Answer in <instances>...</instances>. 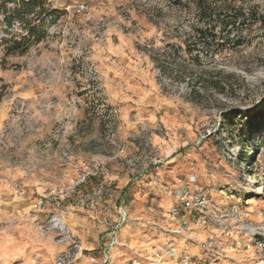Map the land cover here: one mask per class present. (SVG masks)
<instances>
[{
	"label": "rangeland",
	"instance_id": "1",
	"mask_svg": "<svg viewBox=\"0 0 264 264\" xmlns=\"http://www.w3.org/2000/svg\"><path fill=\"white\" fill-rule=\"evenodd\" d=\"M91 1H83L85 12L46 29L40 43H29L33 53L22 61L4 59L1 33H8L0 13V69L33 68L94 121L66 129L67 119H55L59 108L49 107L51 132L29 136L27 101L0 80V264H56L70 242L44 229L50 215L32 202L74 177L69 163L98 156L110 157L111 192L91 210L74 198L63 203L82 248L69 264H102L110 241L113 264H181L184 253L198 264H264V0H208L215 14L204 17L190 0ZM226 3L234 7L224 13ZM240 8L245 19L223 27ZM97 50L104 58L94 57ZM106 104L117 113L107 117ZM129 117L139 120L131 125ZM109 129L125 146L124 157L115 158ZM191 175L211 207L202 225L185 212L186 241L170 233L176 223L169 214H184L177 194L191 187ZM122 206L127 220L107 232L121 221ZM209 239L215 244L205 251ZM168 247L175 256L153 262Z\"/></svg>",
	"mask_w": 264,
	"mask_h": 264
},
{
	"label": "built area",
	"instance_id": "2",
	"mask_svg": "<svg viewBox=\"0 0 264 264\" xmlns=\"http://www.w3.org/2000/svg\"><path fill=\"white\" fill-rule=\"evenodd\" d=\"M48 3L47 6H50L51 9L58 11L57 14H49L45 17L46 29L50 32L53 31L55 26H57L61 21L71 18L72 13H83L87 10V3L81 0H75L72 3L64 4L61 0H46ZM3 18V16H2ZM8 34L4 32L1 33V36L6 39V37H14L16 39L26 36L27 30L25 24L18 20L11 22L9 27H5ZM94 85V82H93ZM101 99V98H100ZM102 100V99H101ZM103 101V100H102ZM104 103V101H103ZM107 117L110 115H115L117 113L116 108L108 106L106 104ZM109 142L113 149L115 150V158H121L126 155L125 146L117 139L116 134L112 129L108 130ZM63 155L67 156L66 153ZM108 161L110 157L108 156H98L85 164H76L74 166L75 175L68 182L62 185L60 188L40 194L36 196L32 202V208L37 212L46 211L50 216L45 221L43 225L45 230H57L61 233L62 238L70 242L68 249L61 253L57 257L56 264H69L72 260L78 257V254L82 253V248L80 245V240L77 236L71 233L69 227L65 223V215L67 214V206H64L63 203L66 200L75 199V205L82 209L91 210L96 207L103 199L111 192L109 177L110 172L108 168ZM160 160L154 161L152 165H157ZM150 166V167H151ZM149 167V168H150ZM148 170L136 171L135 176L131 181L138 180ZM188 184L191 187L187 186L180 190L177 194L178 206L184 212L181 217L176 216L177 212L172 211L169 216L176 223L175 227L171 228L170 233L172 235H183L186 241L189 240L188 231L190 229L191 222L189 219L184 218L185 212L195 213L198 215L197 220H193L197 224H204L205 219L210 211V200L207 198L204 191L199 188L195 183V177L190 176L188 179ZM121 212V221L108 230L107 232L114 233L121 225L127 220V210L124 206L120 208ZM109 234V233H106ZM114 241H110L109 249L107 245L103 247L105 252V259L102 264H113L110 260V247L114 244ZM215 244V240L209 239L203 247L205 251H208ZM164 254L174 255L175 250L170 247L166 248L164 252H156L153 262L161 261ZM181 264H198L196 260L192 258L188 253H184L180 256ZM136 263V262H134ZM133 263V264H134ZM138 264V263H136ZM152 264V263H148ZM155 264V263H154Z\"/></svg>",
	"mask_w": 264,
	"mask_h": 264
},
{
	"label": "crops",
	"instance_id": "3",
	"mask_svg": "<svg viewBox=\"0 0 264 264\" xmlns=\"http://www.w3.org/2000/svg\"><path fill=\"white\" fill-rule=\"evenodd\" d=\"M61 1L64 4H69V3L74 2L75 0H61ZM82 1H86L92 4L91 0H82ZM47 5L48 3L45 2L46 8H47ZM34 10L35 11L30 13L29 15L38 16L37 14L38 8H35ZM32 25L38 28L39 21L33 23ZM43 39L44 38H41L38 40L33 35L30 39V43H37V42L40 43ZM97 51L98 52L94 54V57H97L96 55H98L99 59H102V57L104 58V55L106 53L102 52L101 50L100 51L97 50ZM32 53H33L32 50H27L23 53H14V54L5 55L4 59L9 58V59H15V60L22 61L26 59L27 57L31 56ZM60 53H61V58H65L67 55L64 51H61ZM108 67L110 66L106 65L104 68L108 69ZM104 68L102 67L101 69V71L104 73L103 76H105ZM0 80L4 83L10 84L12 90L14 91V95L20 98H23L22 100L27 101L29 110L32 115V120H33V122L31 123L29 127V134H30L29 136H32L33 134V137L37 136V137L42 138L51 132L52 130V120L51 119L52 118L49 119L48 113H47V108L49 107L59 108L58 109L59 112H57L58 116L56 115L55 119L62 120L63 122H64V119H67L69 125L66 126V129L69 128L71 124L73 123L76 124L77 122H79L80 124H82L81 120L83 118L86 124H88L90 120L92 124L94 123L93 119L89 118L88 117L89 115L87 113L84 116V111L82 109L81 110L78 109L79 108L77 107L78 105H74L73 100H71V103H70V101L67 98H64L65 96L64 92L60 90L61 86L59 87L57 85L56 87L55 86L46 87L43 84V81L41 79H38L35 76L33 68L22 66L18 71H14V72H10L9 70L0 69ZM68 104L70 105V108H72V114L68 113L69 116H67V114L65 113V110L69 111V109L66 106ZM74 107L76 110H73ZM136 109L137 111L136 110L135 111L137 112V114H139L138 108ZM138 120H139L138 117L137 118L129 117L125 121H128L129 124L132 125L134 124V122ZM156 141L160 142V139H155V142ZM69 164L71 165L69 172H73L75 165H72L71 163Z\"/></svg>",
	"mask_w": 264,
	"mask_h": 264
},
{
	"label": "trees",
	"instance_id": "4",
	"mask_svg": "<svg viewBox=\"0 0 264 264\" xmlns=\"http://www.w3.org/2000/svg\"><path fill=\"white\" fill-rule=\"evenodd\" d=\"M192 4L197 8V12L199 16H212L215 14V9L212 8L210 2L208 0H190ZM46 0H0V13H2L3 20L2 22L6 27H9L11 22L14 20H18L25 24L27 35L22 36L18 39L11 37L9 39H4V45L6 47L5 53L6 55L14 54V53H23L27 51V45L30 43L31 37L34 35L36 39H41L45 36L46 31V23L45 17L49 14H57L58 11L55 9H47L45 7ZM10 3H14L12 8H8ZM234 4L226 3L220 11H229ZM35 8H38V15H44L43 21H39V26L36 28L31 24V22L26 21L25 17H27L30 13L34 12ZM46 13V14H45ZM220 13H218L219 16ZM252 16L256 19V13L251 12ZM258 16V15H257ZM245 13L243 14L242 8L240 10L235 11V13L231 15V17L226 18V23L223 27H226L228 21L233 20H244ZM258 19V18H257ZM36 28V29H35ZM7 31V30H6ZM206 30L198 29L197 32L199 35L205 33ZM240 42H237L239 44ZM256 116V114H255ZM253 126V124L251 125Z\"/></svg>",
	"mask_w": 264,
	"mask_h": 264
}]
</instances>
